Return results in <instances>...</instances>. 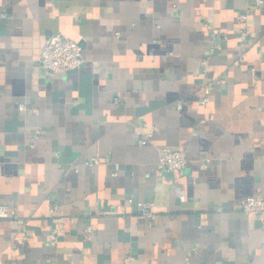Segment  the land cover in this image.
I'll return each mask as SVG.
<instances>
[{
  "label": "crops",
  "instance_id": "0c3cea01",
  "mask_svg": "<svg viewBox=\"0 0 264 264\" xmlns=\"http://www.w3.org/2000/svg\"><path fill=\"white\" fill-rule=\"evenodd\" d=\"M251 1L0 0V203L21 217L0 219V264H264V212L240 208L264 196V0ZM52 31L82 45L77 69L37 65ZM159 146L185 151L182 172L157 168Z\"/></svg>",
  "mask_w": 264,
  "mask_h": 264
},
{
  "label": "built area",
  "instance_id": "2783aa9c",
  "mask_svg": "<svg viewBox=\"0 0 264 264\" xmlns=\"http://www.w3.org/2000/svg\"><path fill=\"white\" fill-rule=\"evenodd\" d=\"M262 0H252L251 3L259 5ZM249 13L247 9L241 10L236 15V22L238 24L237 33L241 39H245L248 36L250 30ZM208 25L207 23H205ZM118 34V32H117ZM221 49L219 42H213L208 48V51L200 58L201 70L206 72L209 67V57L211 54ZM84 61V55L82 51V45L75 39L68 37L60 31H52L46 34L43 45L41 47L40 55L37 59V65L46 72H69L77 69ZM217 81L219 79H216ZM213 88V83L206 82L202 85V96L200 102L205 103L208 100L209 94ZM177 106L180 107L181 103L177 102ZM20 108L23 104L19 105ZM153 129V127H152ZM152 129L145 131L139 138V143H146L150 141L152 135ZM40 130H36L39 132ZM158 159L156 162L158 169L174 170L182 172L187 164V156L184 150L174 149L168 146H159L158 148ZM95 158L86 160V163H92ZM210 161L209 157H204L200 163V167L206 168ZM128 201L134 202L137 210L140 214L145 216L148 221H152L155 217V212L152 207V203L144 200L134 201L132 197H128ZM55 204L49 208V212L53 214L55 210ZM240 208L246 214L259 215L264 212V196L260 193L248 195L241 199ZM1 218H14L17 221H21V217L18 216L17 211L7 205L6 203H0V219ZM62 217H54L53 220H61ZM61 222V221H60ZM53 229L48 232V243L49 245H56L59 236L66 230L64 225L60 223H53ZM86 232L88 236L93 233V226L88 223L86 225ZM132 254L128 253L125 256L124 264L131 263Z\"/></svg>",
  "mask_w": 264,
  "mask_h": 264
}]
</instances>
